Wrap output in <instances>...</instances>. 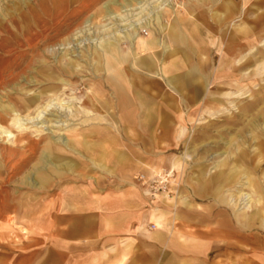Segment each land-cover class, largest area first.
<instances>
[{"label": "rangeland", "instance_id": "374dc122", "mask_svg": "<svg viewBox=\"0 0 264 264\" xmlns=\"http://www.w3.org/2000/svg\"><path fill=\"white\" fill-rule=\"evenodd\" d=\"M171 3L169 11L161 13V29L152 22L147 28L135 27L131 34L127 28L121 29V17L111 20L110 16L126 15L124 8L138 4L135 0H0V75L5 69L16 75L27 69L0 92L3 128L19 138L11 126L12 115L9 111L4 114L1 108L19 110L22 123L28 124L27 119H36L59 93L63 102L76 98L73 104L76 110L80 106L78 101H84L91 92L97 114L106 119L98 125L82 126L81 118L63 117L68 128L60 133L76 153L54 144L56 134L31 129L22 144L30 147L36 144L37 156L22 172L21 165L4 164L16 161L17 156L11 153L23 151V145L14 147L0 135V150L5 148L8 155L6 163L0 157V231L3 228L11 231L45 216L46 209L53 213L55 224H59L63 216L74 214L73 205L79 201L93 207L89 192L94 190L95 199L105 193L118 199L142 194L149 211L165 209L176 213L180 227L192 230L204 245L211 247L210 262L222 258L235 263L240 257L242 264H264V0H202L201 5L188 0ZM155 7L154 4L148 8L146 14L154 13ZM187 11L194 15L188 16ZM180 16L182 20L178 22ZM176 23L182 26L191 23V33L197 39L188 43L192 49L186 60L187 50L169 41V30ZM113 31H121L122 37L137 33L139 41L150 42L156 38L164 41L168 50L175 51L174 56L161 54L160 66L169 65L171 71L166 76L180 78L176 91L160 78L140 74L143 79L157 81L162 97L182 114L183 120L162 125L163 128L171 126L170 140L164 139L162 128L157 130V122H143L145 128L140 129L135 119L134 126L124 131L110 86L113 84L106 81L102 71L96 73L90 45L91 39L101 40L112 36ZM121 40L120 50L131 53L130 41ZM80 42L82 46H78ZM62 48L67 50L60 54ZM160 53L161 49L156 55ZM72 62L80 64V69ZM140 90L146 95L147 104L156 105L160 101V94ZM33 96H38L36 102L26 107L25 102ZM102 101L109 102V111L97 104ZM53 119L46 113L40 120ZM109 127L112 128L110 138L94 134ZM179 131L182 138L177 134ZM87 141L93 146L97 143L98 149L112 148L121 153L119 157L125 159L124 165H116L111 158L107 168L112 174L92 167L90 160L83 158ZM47 150L53 158H61L56 163L73 168L58 174L40 170L38 177L49 173L50 183L45 190L36 191L24 183L27 177L33 178L29 176L33 170L41 167L37 160ZM145 164H155L158 170H148ZM171 165H176L174 170ZM82 191L88 195H81ZM166 201H170L171 208L164 207ZM29 204L39 211L26 214L20 210ZM238 225L244 233L238 230Z\"/></svg>", "mask_w": 264, "mask_h": 264}, {"label": "crops", "instance_id": "0c3cea01", "mask_svg": "<svg viewBox=\"0 0 264 264\" xmlns=\"http://www.w3.org/2000/svg\"><path fill=\"white\" fill-rule=\"evenodd\" d=\"M221 3L223 4V1ZM187 15L193 16L188 11ZM181 20L180 16L178 22ZM201 23L206 25L202 20ZM191 28V23L185 26L176 23L168 33L169 41L175 47L187 50V53L184 52L185 60L188 59V53L192 49L188 43L197 40L191 33ZM154 40L157 39H151V41ZM141 42L145 47H148V41L141 40ZM183 43L185 44L182 45ZM159 51V47L149 51L156 62L153 63L151 72L144 71L143 73L151 78H155L154 73L161 68L158 61L161 62V54H164L161 50V53L155 56ZM144 52L146 55L149 53L146 50ZM148 57L151 58L149 55ZM108 85L110 84L108 83ZM110 86L116 96L124 131L130 130L131 126H134L135 119L140 129L145 128L143 122H157V130L162 128L164 139L170 140L173 132L171 126L163 128L162 125L183 120L182 114L177 112L172 102H168L162 97L157 81L141 79L135 83L133 88L126 86L125 93H121L120 90L118 93L112 85ZM140 89L156 96L160 94V101L156 105L147 104V97ZM97 104L102 107V110H110V104L107 101ZM98 115L102 120L105 119L102 115ZM111 129L109 127L102 133L97 131L94 134L102 138H110ZM179 132L178 134L181 136L179 138H182V132ZM105 133L108 135H103ZM90 137L92 136L90 135ZM90 143L92 142H88L89 145H91ZM93 144L94 149L91 154L88 152L87 145L85 146L86 151H84L83 157L87 161L92 158L90 160L92 167L112 174L107 168L111 158L115 159L116 165H124L122 162L125 159L122 156V158L119 157L121 153H116V150L113 152L112 148L111 150L98 149L97 143ZM78 154L81 155L80 152ZM104 157L107 159L106 162L103 161ZM91 161H94L95 165ZM128 163L129 161H126L125 165ZM145 165H147L146 169L157 171L155 164ZM171 166L173 170L176 167V165ZM93 179L95 180L94 177ZM80 194L88 195L85 191ZM89 195L93 207L86 206L82 201H79L77 205H73L72 212L74 214L63 216L59 224H55L53 213L46 209L44 210L45 216L32 219L19 225L18 228L11 231H6L7 228H3L0 231V264H242L240 257L235 263H229L222 258L210 262L209 256L213 251L211 247L204 245L192 230L184 226L180 227L176 213L165 209L149 211L146 199L142 194L127 195L125 199H118L113 194L105 193L98 195V199H95L96 191L94 190L89 192ZM166 198H162L163 201ZM163 205L165 208L172 206L170 201H166V204ZM20 210L26 214L39 211L35 205L30 204L23 206ZM151 225H156V228L151 230ZM238 228L240 231L239 225ZM242 230L241 233H244ZM257 247L259 246L257 245Z\"/></svg>", "mask_w": 264, "mask_h": 264}, {"label": "bare ground", "instance_id": "6f19581e", "mask_svg": "<svg viewBox=\"0 0 264 264\" xmlns=\"http://www.w3.org/2000/svg\"><path fill=\"white\" fill-rule=\"evenodd\" d=\"M136 1H137L138 4H135L134 6L133 5L132 6L129 5L128 7L126 6V8H124L125 12H126V15H124V16L115 15L114 18L111 15L110 16L111 20H114V19H117L118 17H121V19H122L121 20V25H122L121 29L123 31H126V28H127L128 32L131 33V34H132V30L135 27L136 28L139 27L140 29L147 28L152 22H153V24H156L160 28L161 13L164 12V11H167L170 8V6L172 4L171 3L172 0H140V1L139 0H135V2ZM188 1H190L191 4H193V3H195V4L198 3L200 5L202 4L201 3L202 0H188ZM154 4L156 5L155 9L153 10L154 13L151 11V12L146 14V12L149 11L148 8H150ZM131 7H136V9H132ZM228 11H229V14H230V4H228ZM135 12H138V13L135 15ZM222 17H223V15H221L220 21H222ZM198 18H200V17H198ZM131 19L136 20V21L134 23H131L129 21ZM145 20H147L148 22L145 21ZM162 30L166 31L167 28H162ZM121 33H122L121 31L114 32L112 34V36L101 38V40H99L100 38L99 39L96 38V40L91 39V42L93 44L91 43L90 45H91V47L93 46L91 48L92 49L91 54H92V58L94 57L93 58V63H94V66H96V73L99 74L102 71V73L105 75V77H107L106 81L109 80L111 82V84H113L117 88V90L118 89L122 90L123 92H121V93H125L124 88L126 86L129 87V88H133L136 82L141 81V79H143V76L140 75L141 73H143L144 71L145 72L146 71L151 72L152 65H153V63L155 64L156 61L154 60V58L150 54V52H149L150 50L153 51L154 48L159 47L162 50L163 54L166 55L168 53L167 56H174L175 55V53H174L175 51L170 50V49L168 50L169 47H167V44L165 42H163V41H159L158 39L148 42L149 43L148 47H145L144 43H142L141 40L140 41L138 40V34L137 33H135L134 35L123 34L124 37L119 36ZM121 39H124L126 41H130V43L132 44L131 45V53H126L125 54V53H123L120 50L119 46L121 45V41H123ZM82 43L83 42L78 43V46H82ZM66 50H67V48L60 49V51H61L60 54H62ZM145 50H146V52H149L147 55L144 52ZM64 55H66V54L64 53ZM79 55H80V53H79ZM148 55L151 56V58L150 57L143 58V57L148 56ZM155 56H157V55H155ZM239 60H240V58H239ZM158 62L161 63V65L163 64V62H160V61H158ZM72 64H74V67L76 69L77 68L80 69V64H77L75 62H72ZM29 66H32V65H29ZM62 67H63V69H62L63 71L66 70V68H67L66 66H62ZM26 70L27 69H24L23 71L21 70L22 72H19L18 75H20L21 73H24ZM170 71H171V69H170L169 65H166L164 68H160L156 73H154V75H155L156 79L160 78L162 81H164L166 83V85L171 90L176 91L177 86L180 85V82H179L180 78H177V76H172V75L171 76H166L167 72H170ZM14 73H12V72L9 73L8 69H5L4 72L1 73V75H0V92H3L4 88L6 86L11 85L12 83H14L17 80L18 75L14 74ZM59 81L63 85L67 86V83L64 80L60 79ZM91 95H92L91 92H89L88 95H87V98L85 99V101H78V104L80 106L76 110H74L73 104H74V102L77 101L76 98H68L69 99L68 102H63V100H61L62 96H60V93L56 94L55 98L51 99L46 104V106L44 108H42V111L37 114L38 117L36 119L35 118L34 119L33 118L32 119H27L28 124L22 123V119H21L22 115H21L19 110H14V109L7 110L5 108H1V110L3 111L4 114L7 115V111H9V113L12 115L11 118H10V119H12L11 120L12 121L11 126H13L14 129L17 131V133L19 134V138L20 139L16 135H14L11 131L5 130L3 128V124L1 122H0V132L1 131L2 132L0 133V135H3L7 139L8 143H10L14 147H15L16 144L23 145L22 146L23 151H21V150L17 151V152L13 151V153H11L12 155H14V157L17 156V159H14L16 161H13V160L11 161L10 160V162H7V163L4 162L7 159V156H8L5 153V148H4V150H2V149L0 150V157L2 159V162L6 163L4 165H21V166H19V170L22 172L27 167V165H29L32 161L35 160V157L37 156L36 152H35V148L37 149L36 144H34L33 147H30L29 145L22 144L24 142V139L27 136L26 133L30 132L31 129H33V128H35L37 131H40V132H43V133L46 132V131H49L52 135L56 134L53 137V143L54 144L61 145V146L65 147L68 151L76 153L77 151L74 149V147H72L70 145V141L67 138H64L63 134L60 133V132L64 131V129L68 128V125L66 123L67 121L65 122V119L63 117L64 116H66L67 118L71 117L72 119L81 118V119H79V121L81 122L80 125H82V126L100 124L102 122V119L97 114V107H96V104L94 103V101L91 100ZM137 96H138V94H137ZM36 98H38V96H33L32 98H30V100H28L29 102L26 101L25 102L27 104L26 107H29V105H30L29 103H31V104L35 103L36 102ZM16 107H18V105H16ZM51 112H54V114L51 113ZM46 113L51 114V117H54V119L46 121V122L45 121H41L40 119ZM166 115H168V114H166ZM0 121H3L2 117H1ZM28 125H30V127H28ZM54 130H58L59 133L55 132ZM179 133H181V132H179ZM79 137H81V136H79ZM6 149H7V147H6ZM87 149H89L88 152L91 154L93 152L94 147L87 143ZM6 152H9V150L6 151ZM113 152H115L114 149H113ZM116 153H119V152H116ZM60 159L61 158L59 156H56V159L53 158V156L51 155V153L48 150L47 151H43L42 153H40L39 160H37L38 161L37 165H41V167L36 169V170H33L32 171L33 173L31 172L29 174V176L33 175V178L27 177L24 185L29 187V188H31V189H33V190H36V191L45 190L49 186V183H50V179L49 178H50L51 175L49 173H47V175L45 177L39 178L38 174L41 172L40 170H44L46 172L47 171H52L53 173L58 174L59 172L65 170L66 168L70 169V170H72V168H73V166H71L69 164H66V163L60 164V163H56L55 162V161H58ZM105 160H106V158H105ZM91 162L95 165L94 161H91ZM101 165H103V163H101ZM6 168H7V166H6ZM7 170H9V169H7ZM229 196H230V194H229ZM242 196L243 195H241V197ZM244 197H245V195H244ZM246 201L250 202L249 200H246ZM240 205H241V203H240ZM160 219L162 220L163 217L161 216Z\"/></svg>", "mask_w": 264, "mask_h": 264}, {"label": "built area", "instance_id": "2783aa9c", "mask_svg": "<svg viewBox=\"0 0 264 264\" xmlns=\"http://www.w3.org/2000/svg\"><path fill=\"white\" fill-rule=\"evenodd\" d=\"M156 228V225H152L151 230H154Z\"/></svg>", "mask_w": 264, "mask_h": 264}]
</instances>
